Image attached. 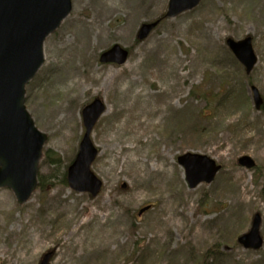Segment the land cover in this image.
Masks as SVG:
<instances>
[{
	"label": "rangeland",
	"instance_id": "obj_1",
	"mask_svg": "<svg viewBox=\"0 0 264 264\" xmlns=\"http://www.w3.org/2000/svg\"><path fill=\"white\" fill-rule=\"evenodd\" d=\"M168 1L71 0L45 39L24 103L47 135L43 157L53 151L61 164L40 161L43 185L22 204L0 188V264H41L45 255V264H264V110L251 92L264 99V0H200L169 17ZM245 36L256 56L248 74L225 42ZM113 44L128 50L123 64L99 61ZM129 81L140 98L132 110L115 98L116 83ZM94 98L105 109L90 132L91 171L102 182L91 196L70 189L62 173ZM144 102L150 111L140 113ZM184 152L221 169L190 188L177 162ZM241 155L255 166H240ZM256 213L261 245L245 248L238 237Z\"/></svg>",
	"mask_w": 264,
	"mask_h": 264
},
{
	"label": "water",
	"instance_id": "obj_2",
	"mask_svg": "<svg viewBox=\"0 0 264 264\" xmlns=\"http://www.w3.org/2000/svg\"><path fill=\"white\" fill-rule=\"evenodd\" d=\"M199 0H169L166 15L173 16L194 7ZM70 0H0V187H9L19 204L25 202L37 185L39 160L46 134L36 128L24 105L25 84L34 76L44 61L43 42L70 12ZM157 24L156 21L142 24L137 37L144 38ZM226 43L248 73L256 62L249 36ZM128 52L118 44L100 54L101 62L121 64ZM256 108L262 103L258 90L252 86ZM104 110L95 99L83 111L84 134L75 158L67 167L66 180L70 188L96 195L101 181L90 170L97 149L89 133ZM184 167L190 187L200 181L210 182L220 168L206 155L186 152L177 157ZM240 165L250 168L253 160L245 155L238 159ZM206 166L207 171L198 173ZM259 216L255 215L248 234L239 237L244 247L258 248ZM248 237V238H247ZM47 256L41 264H45Z\"/></svg>",
	"mask_w": 264,
	"mask_h": 264
},
{
	"label": "bare ground",
	"instance_id": "obj_3",
	"mask_svg": "<svg viewBox=\"0 0 264 264\" xmlns=\"http://www.w3.org/2000/svg\"><path fill=\"white\" fill-rule=\"evenodd\" d=\"M88 39L83 40L80 44H79V50H85L88 47ZM63 77L62 79H66V78H70L72 75V72L69 70H63ZM101 76V75H100ZM99 76V78L97 80H100L101 82L103 81V78H101ZM57 78V77H56ZM111 79V77H106L104 79L105 83H107L109 80ZM131 84V81H129L127 84L121 85L119 82L116 83V90H117V95H116V101H118L119 103H121L124 107V109L127 110H132L134 108H136L138 106L137 102L140 101V98L136 95V94H132L131 89L129 88ZM147 96V95H145ZM147 105H151L149 103L144 102L143 105H141V109L139 110L140 113H146L149 112V106L147 108ZM147 108V109H146ZM146 110V111H145ZM130 163H132V161H130ZM145 169L147 171H153V170H157L158 168L153 165H147L145 166ZM106 238L108 239L109 236L106 235Z\"/></svg>",
	"mask_w": 264,
	"mask_h": 264
},
{
	"label": "trees",
	"instance_id": "obj_4",
	"mask_svg": "<svg viewBox=\"0 0 264 264\" xmlns=\"http://www.w3.org/2000/svg\"><path fill=\"white\" fill-rule=\"evenodd\" d=\"M43 159H46V161L51 164V165H60L61 164V160L60 158L53 152L50 150H47L44 154ZM65 169L62 173V182L66 183V179H65ZM43 185V181L41 180V177L39 176V180H38V187H42Z\"/></svg>",
	"mask_w": 264,
	"mask_h": 264
},
{
	"label": "flooded vegetation",
	"instance_id": "obj_5",
	"mask_svg": "<svg viewBox=\"0 0 264 264\" xmlns=\"http://www.w3.org/2000/svg\"><path fill=\"white\" fill-rule=\"evenodd\" d=\"M262 110H264V105L261 107Z\"/></svg>",
	"mask_w": 264,
	"mask_h": 264
}]
</instances>
